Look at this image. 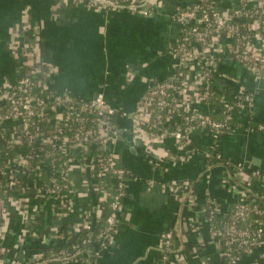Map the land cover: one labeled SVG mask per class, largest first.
Returning a JSON list of instances; mask_svg holds the SVG:
<instances>
[{
    "label": "crops",
    "instance_id": "obj_1",
    "mask_svg": "<svg viewBox=\"0 0 264 264\" xmlns=\"http://www.w3.org/2000/svg\"><path fill=\"white\" fill-rule=\"evenodd\" d=\"M139 2L130 10L92 7L78 0H0V106L22 72L35 68L37 77L52 92L83 99L102 93L114 108L131 114L156 82L176 78L187 95L182 108L219 116L218 103L195 100L204 63H191L170 51L181 35L175 12L195 0ZM213 2L220 15H229L240 6V0ZM249 26L264 61V44L253 31L254 25ZM206 54L218 60L212 84L224 102L248 92L253 94V107L232 113V132L221 135L217 142L224 158L219 161L204 155L215 141L207 129L192 126L188 144L180 146L170 134L147 133L138 124L134 127L131 115L117 114L118 137L111 149L127 173L121 224L89 264H225L221 235L202 212L206 195L223 211L249 191L264 200V183L250 177L252 171L264 173V131L257 127L264 125V74L236 61L228 38L212 44ZM195 147L198 149L192 151ZM69 151L68 173L74 189L69 211L61 207L66 198L34 194L35 184H23L24 188L5 184L0 196V208L5 206L0 220L7 247L5 264H28L47 249L52 252L61 244L62 229L81 224L90 205L94 206L93 222L102 223L106 208L93 196L92 172L80 166L81 155L75 146ZM227 160L243 163L244 170H229ZM15 174L24 179L20 170ZM149 179L187 182L190 195L180 202L163 188L149 186ZM242 184L252 188L242 191ZM169 230L174 234L164 260L162 234ZM243 264H264V239L249 251Z\"/></svg>",
    "mask_w": 264,
    "mask_h": 264
},
{
    "label": "built area",
    "instance_id": "obj_2",
    "mask_svg": "<svg viewBox=\"0 0 264 264\" xmlns=\"http://www.w3.org/2000/svg\"><path fill=\"white\" fill-rule=\"evenodd\" d=\"M78 1L92 7L130 10H134L140 3L139 0ZM174 18L181 25V35L171 47V53L191 63L200 61L205 65L200 88L195 92L197 102H214L212 98L216 90L212 83L218 60L208 56L206 50L222 37L229 39L230 49L236 61L264 74V61L254 45L253 32L249 26V23L254 25L253 31H257L258 38L264 44V0H240L239 8L229 15H220L213 0H195L193 5L179 8ZM36 72L35 68L24 70L0 106V129L5 133L7 148L13 154L7 163L5 160L6 164L2 168V174L7 181L0 182V196L1 191L6 188L5 184H22V188L23 184L27 187V184H35L32 188L34 194L42 198H66V205L61 207L66 212L69 211L74 193L68 173L71 161L69 149L75 146L81 155L80 166L92 172L93 196L108 208L100 226L93 222L91 211L84 212L82 223L70 229L73 242L71 249L60 251L61 264H70L72 261L91 263L93 260H90V255L93 253L97 257L108 237L120 229L121 201L126 194L127 173L117 165L115 153L111 149L118 137L115 123L117 114L131 115L134 127L138 124L147 133L170 134L180 146L188 144V132L192 126L207 129L215 141L204 151V155L209 160L219 161L224 158L217 150V142L221 135L232 132V113L235 109L250 110L254 103L253 94L248 92L237 93L234 99L227 103L223 100L224 96H221L224 118L217 120L211 112L187 111L182 108L181 102L184 96H187L185 87L176 78H169L150 87L142 96L135 113L131 114L114 108L102 93L91 99H83L70 93L52 92L42 84ZM49 115L50 117H47ZM259 129L264 131V125L259 126ZM197 149L195 147L192 151ZM225 165L231 171L244 170L241 162L232 163L227 160ZM17 170L22 172L23 180L26 181L17 177ZM45 170L49 180L46 184H40ZM250 177L254 181L264 183V173L260 171H252ZM111 181L116 182L114 191L109 190L108 184ZM147 184L163 188L180 202L186 200L191 192V184L179 180L165 182L149 179ZM242 185V191L252 188L251 184ZM63 191H67L69 195L65 196ZM106 195L110 198L107 203ZM4 207L0 208V220L5 211ZM202 212L213 229L221 235L222 258L227 259V264H243L249 251L264 239V201L253 197L250 191L227 211H223L208 193ZM226 213L230 217L218 222L216 217L225 216ZM251 215H258L261 220L251 219ZM246 222H250L253 227L243 225ZM82 231L95 233L97 245L92 244L83 250L77 243V238L73 239ZM173 234L174 230L162 234L164 260L168 257ZM63 240L64 237L61 236L60 241ZM86 242L87 239L83 244ZM6 250L0 232V264H5ZM29 263L46 264L47 257L45 254L39 255Z\"/></svg>",
    "mask_w": 264,
    "mask_h": 264
},
{
    "label": "trees",
    "instance_id": "obj_3",
    "mask_svg": "<svg viewBox=\"0 0 264 264\" xmlns=\"http://www.w3.org/2000/svg\"><path fill=\"white\" fill-rule=\"evenodd\" d=\"M220 98H221V94H218L215 91L214 96L212 98V101H215L216 103H218L219 108L221 107L219 116H217V117L215 116V118L217 120H222L224 118V113L222 112V110L224 109V106L222 105ZM47 117H50V115L47 116ZM47 117H46V119H47ZM115 123H116V116H115ZM251 123L253 124V122H251ZM43 124H45V122H43ZM253 125L257 126L256 123H254ZM257 127H259V126H257ZM4 137H5V133L2 132V130L0 129V156L2 157V161H0V182L6 183L7 180L5 179V176H3V174H2V168L8 162V160L11 159L13 154H12V151L7 148L6 140H5ZM94 152H95V150H94ZM5 160H6V163H5ZM117 165L125 170V168L122 165H120L119 163ZM19 178H21V177H19ZM21 179H23V178H21ZM48 180H49V175L47 174V172L45 170V172H43V176L41 177L40 184H46L48 182ZM11 186L12 185H9L8 188H10ZM108 186L110 187V189H109L110 191H114V189L116 188V182H112L111 181L108 184ZM2 194L3 193L1 191V195ZM63 194L65 196L69 195V193L67 191H63ZM105 197H106V203H107L108 200H110L109 195H106ZM96 200H97V198H96ZM234 204L231 206V208L234 206ZM93 207L94 206L90 205L89 207H87V209H90V211L92 212ZM107 213H108V208L106 207V214ZM228 213H226L225 216L224 215L217 216L216 217L217 221L219 222V220H223V219L229 218L230 215ZM250 218L254 219V220L256 219V220H259V221L261 220V218L258 215H251ZM100 225H101V223L99 224V226ZM243 225H249V226L253 227V225H251L250 222L243 223ZM60 235L64 237V240L61 241V244L57 245L56 248H54V250L52 252L50 251V249L46 250V253H45V256L47 257V263L46 264H61L60 251L62 249L69 250L72 247L73 242L71 240L72 233L70 232V229H68V228L64 229L63 228L62 232L60 233ZM76 238H77V240H76L77 243H79L81 245L83 250L86 249V248H89L90 246H92V244L93 245H97V241H96L97 239H96L95 233L88 234L86 231H82L79 236L76 235L73 239L75 240ZM85 239H87V242H86V244L85 243L83 244V241ZM95 258L96 257L92 253V255H90V260H95ZM223 260H224V263L227 264V259L223 257Z\"/></svg>",
    "mask_w": 264,
    "mask_h": 264
}]
</instances>
